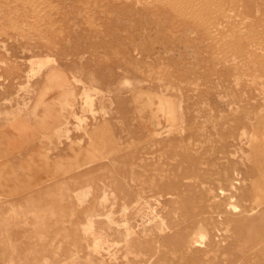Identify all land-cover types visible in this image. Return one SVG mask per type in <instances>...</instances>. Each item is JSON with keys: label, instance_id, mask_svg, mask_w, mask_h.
Here are the masks:
<instances>
[{"label": "rangeland", "instance_id": "obj_1", "mask_svg": "<svg viewBox=\"0 0 264 264\" xmlns=\"http://www.w3.org/2000/svg\"><path fill=\"white\" fill-rule=\"evenodd\" d=\"M0 264H264V0H0Z\"/></svg>", "mask_w": 264, "mask_h": 264}]
</instances>
